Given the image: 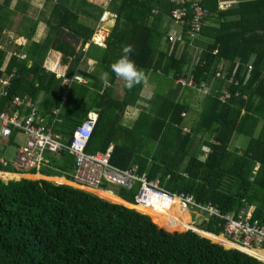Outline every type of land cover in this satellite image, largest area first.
I'll return each instance as SVG.
<instances>
[{"label":"trees","instance_id":"1","mask_svg":"<svg viewBox=\"0 0 264 264\" xmlns=\"http://www.w3.org/2000/svg\"><path fill=\"white\" fill-rule=\"evenodd\" d=\"M11 1L0 3V113L18 109L10 105L14 95H29L49 125L55 120L53 130L69 144L74 129L95 109L98 121L88 152H105L112 144L115 166L138 165L140 173L160 178L167 191L190 193L222 213L252 209L253 219L264 225V0L240 1L225 11L218 10V0H204L209 15L194 37L185 34L193 16L186 5L184 40L174 44L168 40L174 26L170 0H109L104 7L92 0H44L49 12L44 8L35 19L27 15V3L19 1L23 28L17 34L28 42L11 43L8 51L5 31L13 27L16 13ZM105 10L114 23L99 45L92 36ZM40 22L47 25V34L37 41ZM126 44L133 46L131 58L140 69L146 74L155 69L160 79L172 83L165 90L157 85L145 99L147 105L139 103L144 84L128 89L123 82L119 93L104 87L118 79L111 64ZM52 50L61 52V62L68 64L64 76L45 66ZM88 59L94 60L93 69L86 65ZM220 65L226 77L233 74L225 100L220 99L224 80L215 76ZM180 75L192 76L195 83L206 81L210 92L193 104L186 92L196 90L173 85ZM81 77L86 82H79ZM5 78L6 86L1 84ZM65 78H71L70 85ZM133 107L140 108L128 122L126 113ZM54 110H59L56 119ZM192 112L195 117L186 121ZM237 136L247 137L248 143L230 148ZM204 145L211 151L201 157ZM45 159L36 170L73 180L75 158L66 148L47 151ZM0 170L15 171L1 163ZM138 189L119 187L115 193L132 203ZM151 213L152 219L66 183L0 179V264H264L210 239L223 230L219 217L205 224L211 233H202L208 238L192 229L174 231L186 229L183 221L168 224L167 231L162 227L171 211Z\"/></svg>","mask_w":264,"mask_h":264},{"label":"built area","instance_id":"2","mask_svg":"<svg viewBox=\"0 0 264 264\" xmlns=\"http://www.w3.org/2000/svg\"><path fill=\"white\" fill-rule=\"evenodd\" d=\"M108 1L105 0V6ZM170 1L174 3V8L170 11V19L178 31L171 30L168 40L172 44L175 42L182 43L184 40L183 35H181L183 34L182 26L187 15L185 6L188 5L193 13L188 23L189 28L185 31V34L190 37H194L200 31L209 15V10L205 7L204 0ZM108 15L112 14L109 11H103L100 21L107 19ZM104 39L103 34L96 32L92 36V41L99 45H103ZM21 56L23 57L24 54ZM215 76L224 80L220 90V99L225 100L230 96L227 84L233 81V74L226 77L222 71V65H220ZM5 79L1 80V84L6 86L8 85V78ZM174 82L182 87L193 88L200 95L210 92V85L206 81L195 83L192 76L180 75L174 79ZM3 93L6 95L7 91ZM63 98H66V94L63 95ZM10 105L12 108L18 109L13 112L3 111L0 113V144L5 146L13 131L22 134L24 140L12 158L5 159L0 156V163L3 166L9 164L16 171L38 169L46 163L45 152H59L66 148L75 157L73 180L81 187L93 190L99 188L103 183L114 184L125 189L138 186V193L133 202L128 204V207L135 209L142 215L147 214L149 216H152L151 211L154 210H170L171 215L163 213L168 219L164 224L165 227L170 223L184 221L185 217L182 214L191 208L193 209L190 214L193 217L188 220L191 225L186 229H194L202 233L200 225L201 222L203 223V217L207 220L213 216L219 217L223 230L218 235L223 240L229 242L232 247L264 260L260 255L264 252V225L253 219L252 209L229 210L222 213L213 203L199 202L190 193H171L162 186L160 178H149L146 172L140 173L138 165L120 168L112 164V144L108 146L105 152H88L87 146L98 121V113L95 109L91 110L87 118L74 129L72 140L67 144L61 135L54 133L52 126L45 122L31 97L14 95ZM186 130L189 131L188 128ZM211 143L216 144V141L211 139ZM201 149V157H205L211 151L208 146H203ZM172 202L178 204L179 213H176ZM196 222L200 223L196 224ZM225 241H221V243L225 244Z\"/></svg>","mask_w":264,"mask_h":264},{"label":"crops","instance_id":"3","mask_svg":"<svg viewBox=\"0 0 264 264\" xmlns=\"http://www.w3.org/2000/svg\"><path fill=\"white\" fill-rule=\"evenodd\" d=\"M2 1L3 0H0V3ZM19 1L27 3V9H26L27 12L30 9V7L35 9L36 2H40V0H12L9 7L11 9L21 13V14H22L21 5H18V3H17ZM92 1L94 3H96V4L102 2V6L103 7L105 6V0H92ZM240 1H245V0H218L217 1L218 10L225 11L228 8H231L232 6L236 5ZM12 2H14V5H12V7H11ZM16 3H17V6H15ZM38 12L40 13L41 11H38ZM39 13H38V15H36L34 17L32 15H29L28 13H27V15L30 16L31 18L35 19V18H37L39 16ZM20 17H21V15H20ZM113 23H114V16L113 15H108L107 19L105 18L103 21L99 20V22L97 23L95 32L98 33V34H103L104 36H106L108 34L109 30L111 29V27L113 26ZM101 27H103V28L106 27L107 28L105 30V32H103V31L101 32L100 31ZM172 29L175 30V31H178L177 28L172 27ZM8 31H9V33L13 32L11 30H8ZM46 34H47L46 24L44 22H40L39 25H38L37 31L35 33L34 39L37 40V41H40L46 36ZM16 38H19V39L17 40ZM27 42H28L27 38H24L23 36L18 35L14 39L12 37L8 38L7 42L5 43V46H6V49L9 51V49H10L9 47H10L11 43H15V44L19 45V44H26ZM7 54L8 55L6 57V60L8 59V56L10 55V52H8ZM61 59H62L61 52H58V51H55V50L50 51V55H49V57H48V59H47V61L45 63L46 68L49 69V70L56 71L59 76H64L66 71H67L68 64L66 62L62 63ZM85 62H86V65H89V69H93V67L95 65L94 60L88 59ZM160 73L161 72L156 71L155 69H153L147 74L148 82H147V85H144V87H143V90H142L143 98L141 99V101H139L140 104L147 105L145 99L151 97L153 92L155 91L154 88H155V85H158V79H160ZM79 79H78L79 82H86V80L83 77H81ZM71 81H72L71 78H65L64 83L70 85ZM8 84H9V78H8ZM122 85H123V81L120 80V79H117L116 82H114V83L106 82L104 84V87H105L106 91H108V93H114V92H118L119 93V92H121ZM173 85H177V84H175V82L173 81ZM119 86H121V88ZM187 93L188 92H186V96H188ZM24 96H29V95H24ZM29 97H31V96H29ZM188 97H190V96H188ZM192 103H193V98H192ZM139 108L138 107L130 108L127 111V113H126V118L125 119L128 122H131L133 120V118H135V116L137 115ZM58 114H59V110H54L53 111V116H55L54 117L55 119L58 118ZM41 116H42V118H44L43 115H41ZM44 119H45V122L48 124L47 119L46 118H44ZM54 121L52 122V124H50V126H52V129H53ZM54 133H56V132L54 131ZM18 136L21 137L20 141L18 139ZM23 140H24V136L22 134H20V133H16V131H15V134L13 135V141H11V143H10V141H7V143H10L9 145L15 144V151H17V148L23 143ZM21 141H22V143H21ZM63 141L65 142V139H63ZM9 145H7L6 147L5 146H2V147L0 146V149L2 148L1 151H0V155L4 156L5 159L7 158L6 157V153L8 152V148H9L8 146ZM4 147H5V149H4ZM59 152H61V151H59ZM59 152H52V153H59ZM45 153H44V155H45ZM13 156H14V154L10 158H12ZM10 158H7V159H10ZM8 173H10L12 175H15V174H17V175H19V174H21V175H29V176H32V177H27V178H31V179H46V180H51V181L57 180L55 178H62L64 180L63 182H65L66 184H70L72 186H75V187L82 188L84 190L90 191V192L95 193V194H97V195H99V196H101V197H103V198H105L107 200L112 201V202L121 203L123 205L130 204L127 201H125L124 199H122L120 196H118L117 193H115V191L119 187L114 185V184L103 183L97 189L88 190V189H85V188L81 187L80 185H78L74 180L66 179L64 176H54V175H51L50 172L43 171V170H40V169L39 170L35 169L33 171L30 169V170L21 171V172H17V171L13 172L12 171V172H8ZM13 177H14V180L15 179H20V178H18V176H13ZM24 178H26V177H24ZM54 182L61 183L62 181L61 182L54 181ZM110 185H114L117 188L112 189V188L109 187ZM106 193L110 194L111 196H114L115 198H117L120 201H114L113 199L104 196L103 194H106ZM172 205L175 207V211H178L177 210V208L179 207L178 204L176 202H172ZM188 210L189 209L185 210V215H187ZM165 211H170V210L165 209ZM207 221L208 220L205 217H203V223L201 222V224H206ZM187 226L189 227L190 224L187 223Z\"/></svg>","mask_w":264,"mask_h":264},{"label":"rangeland","instance_id":"4","mask_svg":"<svg viewBox=\"0 0 264 264\" xmlns=\"http://www.w3.org/2000/svg\"><path fill=\"white\" fill-rule=\"evenodd\" d=\"M12 5H14V2H12V4H11V7H12ZM101 6H102V3L100 4ZM45 8V10L47 11V9H46V7H45V4H44V0H40V2H36V4H35V9H33L32 7H30V9L28 10V12L26 11V13H28L29 15H32L33 17L34 16H36V15H38V11H41L42 9H44ZM48 12H49V9H48V11H47V14H48ZM40 14V13H39ZM46 14V15H47ZM20 15H21V13H19V12H17L16 11V13L15 14H13V16L11 17L13 20H14V24H13V27L10 29L11 31H13V32H10L9 33V31L8 30H6L5 31V33H6V35H7V37L8 38H10V37H12L13 39L15 38V37H17L18 36V32L17 31H21L22 30V28H23V22L20 20ZM46 27H47V25H46ZM108 27V26H107ZM174 28H177L176 26H173ZM38 28V27H37ZM107 28L105 27V28H103V27H101V32L103 31V32H105V30H106ZM17 40L19 39V38H16ZM6 47V46H5ZM8 55V54H7ZM7 55H6V57H7ZM5 57V58H6ZM172 83H170V81L169 80H164V79H158V87H159V89L160 90H165L166 88H169V86L171 85ZM123 86V85H122ZM120 88H121V86H119ZM156 87H157V85H155V88H154V90L156 89ZM187 95L188 96H190V98L192 99L193 98V104H194V101H195V103H196V99L197 98H199L200 97V94L199 93H197V92H188L187 93ZM196 115V114H195ZM193 116H194V114H193V112L191 113V114H189L187 117H186V121H189L190 119L192 120L193 119ZM195 117V116H194ZM187 127L189 128V125H188V123H187ZM18 139H19V141L21 140V137L20 136H18ZM201 141V140H200ZM21 143H22V141H21ZM248 143V138L247 137H240V136H237V137H235L233 140H232V142H231V144H230V148H234V147H243V146H246V144ZM9 148H8V152L6 153V157L7 158H10L13 154H14V152H15V144H12V145H9L8 146ZM50 174L51 175H54V172L52 171V172H50ZM24 177H32V176H29V175H21V174H19V176H18V178H24ZM55 179H57V180H53V181H58V180H60V179H58V178H55ZM58 182H61V181H58ZM61 183H65V182H61ZM110 188H112V189H115V188H117L116 186H114V185H110L109 186ZM193 208H191V210H192ZM191 210L189 209L188 210V213H187V215H185V213H183L184 215V221H183V223H185V225L187 226V223H188V220H190V219H192V217H193V215L192 214H190L191 213ZM186 220V221H185ZM153 221V220H152ZM154 222V221H153ZM200 222H196V224H199ZM158 225V224H157ZM159 226V225H158ZM161 227V226H160ZM188 227V226H187ZM165 229V228H164ZM166 230V229H165ZM186 229H184V230H174V231H185ZM167 231H169V230H167ZM170 232H173V231H170ZM217 239H220V240H223L221 237H219V236H217L216 237ZM223 241H225V240H223ZM227 242V241H226ZM260 255H263L264 256V253L262 252Z\"/></svg>","mask_w":264,"mask_h":264},{"label":"clouds","instance_id":"5","mask_svg":"<svg viewBox=\"0 0 264 264\" xmlns=\"http://www.w3.org/2000/svg\"><path fill=\"white\" fill-rule=\"evenodd\" d=\"M133 50L134 49H133V46L132 45H130V44L123 45L122 46V49H121V55L119 56V58L116 61H114L111 64V71H112V73L115 74L116 78L122 80L124 82L125 86L128 89H132L133 87H135L137 85H140V84L147 85V82H148L147 74L142 69H140L136 65L135 61L131 58V54L133 53ZM107 76H108V74L107 73H104L102 75V79H106ZM10 137H9V139H10ZM0 172L8 173L9 171L0 170ZM17 172H21V171H17ZM0 179L3 180V179H6V178L0 176ZM125 206L128 207V205H125ZM150 217L152 219V216H150ZM204 225L205 224H201L200 225L201 230L202 231H206L208 233H211V232L207 231L206 229H204V227H205ZM162 228H165L166 229L167 227L163 226ZM186 230H188V229H186ZM192 230H194V229H192ZM199 234H201L203 236H206L204 233H199ZM212 234H214L215 236H219L216 233H212ZM206 237H208V236H206ZM208 238H210V237H208ZM210 239L213 240L214 242H218V243L222 244L226 248L232 247V246L227 245L226 243L225 244L221 243V241H223V240H217V239H212V238H210ZM232 248H235V247H232Z\"/></svg>","mask_w":264,"mask_h":264},{"label":"water","instance_id":"6","mask_svg":"<svg viewBox=\"0 0 264 264\" xmlns=\"http://www.w3.org/2000/svg\"><path fill=\"white\" fill-rule=\"evenodd\" d=\"M0 176H2V175H0ZM3 177V176H2ZM12 179H14V177H9V178H6V179H3L4 181H8V180H12ZM15 180H17V179H15Z\"/></svg>","mask_w":264,"mask_h":264}]
</instances>
